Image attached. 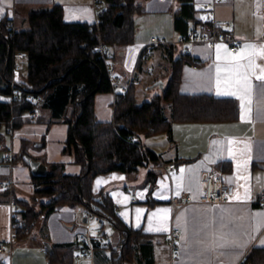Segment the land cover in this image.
Wrapping results in <instances>:
<instances>
[{"label":"crops","instance_id":"1","mask_svg":"<svg viewBox=\"0 0 264 264\" xmlns=\"http://www.w3.org/2000/svg\"><path fill=\"white\" fill-rule=\"evenodd\" d=\"M137 1L144 11L136 16L134 41L116 48L109 68L111 75L119 77L118 84H134L136 99L142 102L137 98V85L146 79L147 97L160 93L170 77L172 59L186 50L184 44L175 41L179 35L174 27L177 0ZM208 2L215 3L218 22L230 23L228 32L238 50L232 51L230 44L223 41L214 47L196 43L191 57L198 58L201 64L182 66L180 91L236 98L238 118L176 121L170 132L140 136L144 146L161 155L158 163L149 162L134 172H102L92 181L93 192L107 193L128 227L154 241V264H169L172 246L164 233L176 226L181 229L176 240L180 254L177 264H240L252 247H264V207L256 201L264 193V0H194L200 18H205ZM54 4L62 6L65 21H97L95 0H2L0 18L7 16L15 24L19 18L25 19L32 8ZM154 36L162 42L147 55L144 49ZM217 45H221L219 53ZM148 71L149 76H145ZM115 100L113 91L95 95L98 120L112 119ZM71 111L70 105L65 117ZM40 114L38 119L7 130L9 135H5L0 148V182H4L0 185V240L8 241L7 247L12 251L0 254V264H52L44 242L52 248L55 244L75 243V237L84 229V207L63 205L48 215L41 214L26 235L9 241L11 202L31 201L38 210L32 169L18 158L21 152L46 165L62 162L68 174L81 171L75 155L63 150L68 123L55 120L49 110ZM166 114H170L168 108ZM171 163H175L174 167L168 168ZM214 172L222 173L230 185L227 201L196 199L179 210L172 206L171 196L181 191H191L198 197L205 176ZM97 181L101 183L98 185ZM31 234L33 237L27 240ZM118 238V234L114 241L107 236L106 242L115 245ZM110 251L108 246H100L94 251L92 263L84 260L79 264H111Z\"/></svg>","mask_w":264,"mask_h":264},{"label":"trees","instance_id":"2","mask_svg":"<svg viewBox=\"0 0 264 264\" xmlns=\"http://www.w3.org/2000/svg\"><path fill=\"white\" fill-rule=\"evenodd\" d=\"M102 1L94 23L65 21L59 4L29 10L27 26L23 29H16L14 21L7 16L0 18V92L9 96L0 99V148L4 146L8 129L13 131L24 122L38 119L42 110H49L55 120L67 122L69 129L63 150L75 155L81 171L68 174L64 163L51 162L47 163L46 174L39 176L32 172L34 197L49 200L41 202L38 210L31 201L19 202L18 237L26 235L41 214L48 215L63 205L81 204L86 211L102 216L104 226L111 223L118 233L115 245L106 240L96 245V248H110L111 264H154V241L124 223L107 193L93 192V178L110 170L134 172L149 162L158 163L161 155L144 146L138 137L170 132L176 121L235 120L239 116V102L233 97L182 93V66L195 60L185 52L172 59L170 77L160 93L138 102L135 86L130 83L125 92L116 94L112 119L98 120L95 95L114 88L108 63L115 59L117 47L134 41L135 19L144 11L137 0ZM177 2L174 14L177 32L186 34L209 24L197 15L194 0ZM100 44L107 45L108 51L98 50ZM19 53L27 60V74L22 81L14 78L15 58ZM15 88L21 90V95L14 100ZM27 95L40 102L27 100ZM70 105L71 114L65 117ZM34 110L35 117L23 116ZM131 135L136 137L135 141L130 140ZM24 156L23 151L18 158L29 165ZM22 228L27 231L21 232ZM78 248L76 241L55 244L46 253L52 264H75ZM240 264H264V247H252Z\"/></svg>","mask_w":264,"mask_h":264},{"label":"built area","instance_id":"3","mask_svg":"<svg viewBox=\"0 0 264 264\" xmlns=\"http://www.w3.org/2000/svg\"><path fill=\"white\" fill-rule=\"evenodd\" d=\"M95 7L97 10L102 8V0H95ZM214 2H208L205 4V19L209 21V24L204 28H197L187 32L186 34L179 33L177 41L178 43H182L185 45L186 53H192L194 45L196 43H205L210 47H214L218 41H223L230 44V48L232 51L236 52L238 50V44L232 35L226 30L230 23L228 21L218 22L215 19L214 15ZM262 40H264V34L262 35ZM161 39L157 36H154L150 39L148 45H146L144 51L147 55L151 54L153 50L161 44ZM98 50L108 51V46L105 44H100L97 47ZM19 57H24L22 53L17 54ZM200 64V60L195 58L194 65L197 66ZM110 66V63H108ZM111 79L114 83L113 92L123 93L127 90V85L118 84L119 77L116 75H111ZM21 95V90L19 88H15L14 93L12 95V99H17ZM27 100L40 102V99L35 98L33 95H27ZM37 115V111H30L24 113L25 117H35ZM9 131H12L8 129ZM130 140L135 141L136 137L131 135ZM12 157L9 156V160ZM174 163L168 165V168H173ZM0 185H4V182H0ZM230 194V185L225 180L222 173L214 172L209 173L205 176L204 180V188L198 197L191 191H181L180 193L173 194L170 198V202L172 206L179 210L181 207L186 205L191 201H195L196 199L199 201H206L211 203H220L227 201L229 199ZM256 201L262 207H264V193H261ZM11 231H10V242L15 241L18 238V229L20 225V216H21V207L18 202H11ZM86 221L84 222V229L80 232L76 237L75 241L80 246L79 251L76 254V264H79L81 261L87 260L92 263L94 259V251L96 249L97 244H102L106 240V229L104 226V221L102 216L98 215L94 211L87 210L85 212ZM27 230L22 228L21 232H26ZM181 233L180 227L176 226L170 229L169 231L164 233L165 239L171 244L172 252L169 264H177V261L180 257L178 244L176 243L177 238ZM8 241L0 240V254L8 253L11 254L12 251L7 247Z\"/></svg>","mask_w":264,"mask_h":264},{"label":"rangeland","instance_id":"4","mask_svg":"<svg viewBox=\"0 0 264 264\" xmlns=\"http://www.w3.org/2000/svg\"><path fill=\"white\" fill-rule=\"evenodd\" d=\"M25 22V23H23ZM16 29H23L27 26V17H25V19H20L14 24ZM15 64H16V69H15V74H14V78L15 80L17 81H22L25 79L26 77V74H27V60L25 57H19L17 56L15 58ZM145 76H149V71L146 73ZM146 79H144L143 81H141V84L140 85H137V98L139 101H144L146 99H151L152 97H147L145 91L146 90ZM9 98L8 95H6L5 93L3 92H0V99H7ZM5 135H9L8 133H6ZM142 137H144V135H142ZM141 137V138H142ZM65 152V151H64ZM35 195V193H34ZM49 200L47 197H43V196H37V200H35L34 202H36V208L37 209H40L41 208V202H45ZM115 228L114 226L111 224V223H106V232H107V236H108V239L110 240H115L117 234L115 233ZM33 237V234L29 235V237L27 238V240H31V238ZM26 239L24 241H27ZM125 264H136V263H130V262H127Z\"/></svg>","mask_w":264,"mask_h":264},{"label":"water","instance_id":"5","mask_svg":"<svg viewBox=\"0 0 264 264\" xmlns=\"http://www.w3.org/2000/svg\"><path fill=\"white\" fill-rule=\"evenodd\" d=\"M24 160L30 165L35 175H44L47 172V165L40 160L34 159L29 155L24 156ZM86 221V218L84 219ZM44 246L47 250H52V246L45 241Z\"/></svg>","mask_w":264,"mask_h":264},{"label":"snow or ice","instance_id":"6","mask_svg":"<svg viewBox=\"0 0 264 264\" xmlns=\"http://www.w3.org/2000/svg\"><path fill=\"white\" fill-rule=\"evenodd\" d=\"M0 2H2V0H0ZM0 12H2V9H0ZM216 47H217V51H218V53H219V49H220L221 45H217ZM239 56H240V54H238V57H239ZM218 58H219V56H218ZM217 71L219 72V68H217ZM218 84H219V80H218ZM181 171H183V170H181ZM100 183H101V181H97V184H98V185H99ZM137 212L139 213L140 210L137 209Z\"/></svg>","mask_w":264,"mask_h":264},{"label":"bare ground","instance_id":"7","mask_svg":"<svg viewBox=\"0 0 264 264\" xmlns=\"http://www.w3.org/2000/svg\"><path fill=\"white\" fill-rule=\"evenodd\" d=\"M206 46H208L207 44H205ZM117 96V95H116Z\"/></svg>","mask_w":264,"mask_h":264}]
</instances>
